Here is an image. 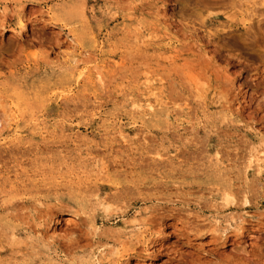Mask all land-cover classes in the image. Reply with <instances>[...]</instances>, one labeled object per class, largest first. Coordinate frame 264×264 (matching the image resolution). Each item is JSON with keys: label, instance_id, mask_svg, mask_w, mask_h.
Instances as JSON below:
<instances>
[{"label": "rangeland", "instance_id": "374dc122", "mask_svg": "<svg viewBox=\"0 0 264 264\" xmlns=\"http://www.w3.org/2000/svg\"><path fill=\"white\" fill-rule=\"evenodd\" d=\"M260 144L264 0H0V264H264Z\"/></svg>", "mask_w": 264, "mask_h": 264}, {"label": "bare ground", "instance_id": "6f19581e", "mask_svg": "<svg viewBox=\"0 0 264 264\" xmlns=\"http://www.w3.org/2000/svg\"><path fill=\"white\" fill-rule=\"evenodd\" d=\"M58 15V14H57ZM20 23V22H19ZM108 126V125H107ZM263 149L262 150V153L263 154H261V155H263L264 156V145H262V144H260V145H258V146H256V148L254 149L256 152H258L259 151V149ZM253 151V150H252ZM264 158V157H263ZM11 184V183H10ZM12 185V184H11ZM224 200H225V202H226V205L227 206H231V205H233L234 204V202H235V197L234 196H232L231 195V193L229 192V193H226V195H225V197H224ZM237 200V199H236ZM245 201V200H244ZM244 203V202H243ZM245 203H246V201H245ZM68 221V220H67ZM70 225L71 224H73V222H70L69 223ZM74 224H75V222H74ZM195 230V229H194ZM196 231V230H195ZM194 231V232H195ZM209 233V232H208ZM214 235V234H213ZM224 236V235H223ZM214 237V236H213ZM216 237H219L220 238V236H216ZM218 239V238H217ZM222 239V238H221ZM218 240H220V239H218ZM225 241V240H224ZM134 248H132V249H130L132 252H134V250H133ZM225 263V262H224ZM233 264V263H232Z\"/></svg>", "mask_w": 264, "mask_h": 264}]
</instances>
